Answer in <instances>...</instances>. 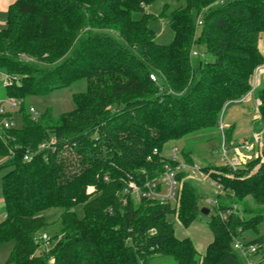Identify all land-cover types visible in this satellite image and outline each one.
<instances>
[{
    "label": "trees",
    "instance_id": "1",
    "mask_svg": "<svg viewBox=\"0 0 264 264\" xmlns=\"http://www.w3.org/2000/svg\"><path fill=\"white\" fill-rule=\"evenodd\" d=\"M156 1L15 0L7 9L0 71L21 80L0 92L20 101L22 112V127L0 135V157L10 156L0 165L7 170L0 179V245L12 243L7 263L151 264L158 257L173 264H243L233 243L242 232L257 233L263 220L264 154L235 170L200 168L220 188L208 221L212 240L202 255L189 238H176L167 221L175 215L187 229L200 214L185 173L177 175L176 207L135 202L125 189L157 178L166 165L174 168L163 146L214 130L224 107L250 91L264 64L258 48L264 0H181L172 11L170 0H160L157 17L168 19L173 32L166 45L155 42L150 24L157 17L144 10ZM79 83L86 90L72 94L70 112L53 117L45 110L36 120L23 112L25 99ZM253 95L264 124V87ZM224 130L230 143L232 128ZM50 137L53 145L39 149ZM27 148L33 155L24 162ZM181 154L193 164L188 152ZM78 206L82 216L73 210ZM50 209L60 210V228L45 251L37 240L49 226L41 213ZM248 244L261 247L264 236Z\"/></svg>",
    "mask_w": 264,
    "mask_h": 264
},
{
    "label": "rangeland",
    "instance_id": "2",
    "mask_svg": "<svg viewBox=\"0 0 264 264\" xmlns=\"http://www.w3.org/2000/svg\"><path fill=\"white\" fill-rule=\"evenodd\" d=\"M169 3L171 5V11L182 5L181 0H170ZM162 5L163 1L158 0L154 4L149 6L146 12L157 17L160 13ZM167 21L168 19L164 20L157 17L156 20L150 24V28L155 33V42L158 44L166 45L171 41L173 37V32L170 30ZM29 63H32V59H29ZM263 72H261L260 74L258 73V85L256 88L264 87V82L261 79V75ZM85 90V83H79L70 88H63L58 91H54L43 97H29L25 99L23 103V112L27 115H30L29 111L32 109L38 114L37 119H39V117L43 115L45 110L49 111L53 117H56L63 113H68L74 108L71 100L72 94L81 93ZM2 95L3 94L1 91L0 97ZM11 115L15 125V129L18 130L22 127L21 106H19L15 111H12ZM253 115L256 116L255 119H253ZM221 121L224 125L223 129L229 127L226 126L227 124H231L233 134V136H231V141L233 139L234 143L251 138V135L253 133L258 134L262 139L264 138V124L262 118L258 113V110H255L254 95L250 96V101H248L247 103L241 102L230 105L227 104L222 112ZM173 147L179 149L180 152H182V150L183 152H188L190 159L193 161V164L197 165L200 168L222 165V163L220 162V134L217 127H215L214 130L200 131L190 134L188 136H185L180 141L166 143L162 149V155L165 159L170 157V152ZM9 157L10 156L0 157V165L6 162ZM179 158L183 160L181 153L179 155ZM6 172L7 170L0 171V179ZM201 176L202 177H200V175L197 173L195 175H189L187 173L185 180L194 190L199 209L206 208L209 210V214L207 216L198 214L196 220L187 229L183 228L179 224L175 215H170L167 217V221L173 226L176 238H189L192 241L196 251L200 255L203 254L207 244H209L212 239V234L208 227V221L210 217L214 216L215 214L213 203L215 201L216 195L219 193V190L216 188V186L212 184L211 181L206 178V176ZM1 199L0 189V206L2 205ZM246 201L248 205L254 207L249 197L246 198ZM135 202H137V200H135ZM73 210L79 216H82L81 206H78ZM234 211L236 215L241 216L240 207H234ZM59 214V209H50L41 213V215L49 224V226L43 229L41 233L45 234L48 238L53 237L59 231ZM256 228L257 233L253 231L240 233L237 241L248 244L250 241L256 239L257 237L264 236V213L263 220L257 225ZM11 246V242L0 245V264H11L7 263V258ZM237 254L238 256L240 255L238 251ZM256 258H264V245H262L261 247L258 246V256ZM151 264H173V262L167 258L157 257L152 260Z\"/></svg>",
    "mask_w": 264,
    "mask_h": 264
},
{
    "label": "built area",
    "instance_id": "3",
    "mask_svg": "<svg viewBox=\"0 0 264 264\" xmlns=\"http://www.w3.org/2000/svg\"><path fill=\"white\" fill-rule=\"evenodd\" d=\"M223 0H219L221 3ZM196 26L201 25V21L199 18L195 21ZM258 48L261 55L264 58V35L258 41ZM191 55L196 57L198 54L196 51H192ZM21 60L29 61L28 57L24 55H20ZM264 69V64L258 67L253 75V79L251 80V89L250 91L240 100L230 102L231 103H241L246 98L253 95L255 89L258 85L257 76L259 71ZM151 81L155 82V77L153 74L149 75ZM21 77L18 75L6 73L4 71H0V89H5L12 85H18L20 83ZM260 105L259 100L254 99L255 110L257 111L258 106ZM20 106V101L8 98V97H0V135L4 131L16 130L15 125L12 119L11 112L15 111ZM30 118L32 120H36L38 118V114L34 110H30ZM222 116V115H221ZM221 116L217 123V128L220 134V162L222 165L228 166L230 169L235 170L247 162L262 158L264 154V138L262 139L258 134L253 133L251 138L241 141V142H230L227 143L224 136L223 124L221 121ZM226 128V127H224ZM55 139L50 137L49 139L42 142L39 146V149H47L50 148ZM17 146H14L16 149ZM180 150L176 147H173L170 152V157L167 160L172 161L176 164L174 168H170L169 166L164 167V171L157 178L143 183L142 186L136 185L134 182H129L126 186L125 193H128L134 200L137 202L141 199H145L151 202H157L159 204H169L171 206H177L178 197H179V188L180 183L177 180L178 173H187L189 175H195L196 173L205 176L200 167L197 165H188L183 160L179 158ZM32 151L27 148L24 151L22 160L29 161L32 157ZM214 184L213 182H211ZM215 185V184H214ZM219 190L220 188L216 186ZM87 192H92V188H88ZM216 201H214L213 205L215 206ZM218 217L221 221H225L227 216L225 213H218ZM150 233H154V231H150ZM238 239V238H237ZM237 239L233 243V249L237 253H240L239 257L242 259L243 264H264V258L257 259L258 256V246L251 244H244L242 242L237 241ZM47 240L48 237L45 234L40 235L39 241L42 243L45 251H47Z\"/></svg>",
    "mask_w": 264,
    "mask_h": 264
},
{
    "label": "crops",
    "instance_id": "4",
    "mask_svg": "<svg viewBox=\"0 0 264 264\" xmlns=\"http://www.w3.org/2000/svg\"><path fill=\"white\" fill-rule=\"evenodd\" d=\"M15 2V0H0V30L4 28L5 26V20H6V12H7V9L9 8V6H11L13 3ZM148 7H146L144 10L145 12L147 11ZM264 69H262L261 71H259V74L261 72H263ZM261 79L262 81L264 82V72L262 73L261 75ZM258 82V81H257ZM255 99V98H254ZM248 101H250V97L246 98L243 102L247 103ZM231 104H234V103H231ZM230 105V104H229ZM256 116L253 115V119H255ZM233 125V124H232ZM226 126H231V124H227ZM233 136V134H232ZM232 142H233V139H232ZM1 206H0V222L3 220L4 218V214L2 212V207H3V203H2V199H1ZM48 223V222H47ZM212 240V239H211ZM211 242V241H210ZM209 242V243H210ZM208 245V244H207ZM12 248V246H11ZM11 250V249H10ZM205 251V250H204ZM10 252V251H9ZM204 253V252H203Z\"/></svg>",
    "mask_w": 264,
    "mask_h": 264
},
{
    "label": "water",
    "instance_id": "5",
    "mask_svg": "<svg viewBox=\"0 0 264 264\" xmlns=\"http://www.w3.org/2000/svg\"><path fill=\"white\" fill-rule=\"evenodd\" d=\"M200 214L207 216L209 214V210L206 208H202V209H200Z\"/></svg>",
    "mask_w": 264,
    "mask_h": 264
}]
</instances>
